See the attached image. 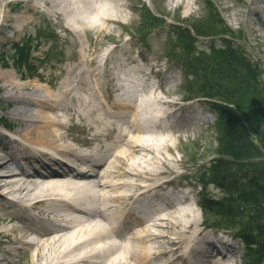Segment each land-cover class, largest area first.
Instances as JSON below:
<instances>
[{
	"label": "bare ground",
	"instance_id": "1",
	"mask_svg": "<svg viewBox=\"0 0 264 264\" xmlns=\"http://www.w3.org/2000/svg\"><path fill=\"white\" fill-rule=\"evenodd\" d=\"M30 1L48 4L62 20H67L69 32L77 36L112 35L128 24L134 11L129 8L130 0ZM172 1L177 3V9L183 5L189 9L191 5L188 0ZM258 11L255 7L251 15L258 16ZM192 12L188 10L186 14ZM247 16L237 11L232 18ZM93 61L88 56L80 57L79 68L71 71L76 77L62 82L57 89L12 80L1 84L6 104L20 118L21 127L14 131L28 143L83 160L85 155L73 154L76 144H98L103 148L106 142H112L99 166L87 172L72 166L58 170L35 168L32 164H41V156L25 147L15 153L2 143L0 193L10 196L0 214L1 260L27 257L30 264H148V259H155L164 264H184L183 256L177 254L185 245L184 253L199 252L205 264H235L238 252L232 245L218 252V256L213 253V244L197 242L203 221L195 214L193 197L183 192L164 196L151 205V211L122 230L125 232H119L117 221L126 212L122 207L139 194L134 193L144 184L148 186L142 195L158 192L170 181L164 170L169 168L167 159L172 155L167 121L174 114L169 108L179 106L182 99L165 101L163 92L152 86V93L151 89L145 90L148 98L139 105L137 100L120 99L106 106L100 81L88 79L84 69ZM125 83L116 84L114 90L121 92ZM122 111H130L136 117L145 111L147 127H138ZM73 129L91 133L92 137L89 141L75 139ZM53 164L60 166L58 161ZM164 177L167 179L161 181ZM67 194L70 204L61 200ZM93 204L91 210L82 208ZM32 209L51 218L49 226L30 218L34 216Z\"/></svg>",
	"mask_w": 264,
	"mask_h": 264
},
{
	"label": "rangeland",
	"instance_id": "2",
	"mask_svg": "<svg viewBox=\"0 0 264 264\" xmlns=\"http://www.w3.org/2000/svg\"><path fill=\"white\" fill-rule=\"evenodd\" d=\"M188 1L191 3L189 9L185 5L177 9V3L172 0L143 2L130 0L129 8H134V11L131 12L133 14L128 24L106 36L96 34L77 36L69 32L67 20H62L44 2L21 0L0 3V119L14 128L21 127L20 118L10 111L3 98L6 92L1 88V84L12 80L57 89L62 82L76 77L71 75V71L79 68L82 56L94 60L85 64L84 69L88 79L100 81L102 99L107 106L112 100L120 99L137 100L139 105L148 98L145 90H150L152 86L156 87L155 90L163 92L162 99L170 102L182 99L179 106L169 108L174 112L167 121L170 130L166 133L172 145V155L167 159L169 168L164 170L171 180V184H167L169 192L175 194L183 192L193 197L195 214L200 215L203 221L200 208L202 187L197 180L202 167L217 157L216 117L210 112L204 99L184 101L190 98L187 83L192 78L186 76L184 52L182 48H176L175 42L171 39V32L175 33L174 30L177 29L173 26L177 23L187 27L204 19L209 5L205 0H198L197 3L194 0ZM211 2L228 32L221 34L220 29H214L206 35L194 34L192 35L194 43L189 48L194 54L205 57L206 66L219 67L216 63L209 62L211 48L234 45L258 70L264 85V0H211ZM255 7H258L259 11L258 16L253 17L251 13ZM188 10L193 11L191 15L186 14ZM237 11L243 15L247 13L248 16L241 19L232 18L233 13ZM152 18H157V21ZM55 34L60 35L57 41L54 40ZM24 40L33 43L31 64L35 67H32L34 72L31 68V73L28 71L24 73L26 77L16 70L13 61L14 43H22ZM36 46L38 47L35 48ZM94 73H97V76L93 77ZM125 79H128L126 83ZM193 82L192 86L195 89L202 84L199 80ZM124 83L126 84L124 90L121 92L114 90L116 84ZM150 92L152 93V89ZM154 106L155 109H160L158 103ZM200 110L203 111L202 115L198 113ZM121 114L135 122L138 127H147L136 122L135 114L130 111H122ZM71 134L75 139L82 141H89L88 139L92 137L91 133H85L80 129H73ZM0 141V146L5 143L1 138V132ZM111 144L112 142H106L105 148ZM157 147L163 150L160 146ZM165 178L167 177L162 180ZM208 192L212 197H222L221 190L213 185L209 187ZM8 203L5 196L0 194V214ZM209 219L211 221L208 225L212 231L206 233L215 234L224 229L216 227L214 224L218 223L215 222L216 218ZM118 230L125 232L119 228ZM224 231L235 238L233 247L238 252L235 264L253 263L252 259H246L248 256L246 243L237 238L239 229L225 228ZM155 261L163 263L160 260ZM0 264H30V260L27 257H9L3 261L0 258Z\"/></svg>",
	"mask_w": 264,
	"mask_h": 264
},
{
	"label": "trees",
	"instance_id": "3",
	"mask_svg": "<svg viewBox=\"0 0 264 264\" xmlns=\"http://www.w3.org/2000/svg\"><path fill=\"white\" fill-rule=\"evenodd\" d=\"M206 2L205 18L193 26L178 23L171 37L176 48L184 52L187 75L192 78L187 83L189 95L210 99L216 116L217 157L202 167L198 177L205 187L200 207L208 222L209 217L216 218V225L239 229L248 251L246 259H252L251 264H264V85L258 70L234 45L211 48L209 62L219 67L206 66L205 57L189 48L194 34L206 35L214 29H220L221 34L228 32L212 3ZM59 37L55 34L54 40ZM32 45L27 40L14 43V67L24 77L35 68L31 64ZM198 80L202 84L195 89L193 81ZM0 122L10 126L3 119ZM209 185L221 190L222 197L207 194Z\"/></svg>",
	"mask_w": 264,
	"mask_h": 264
}]
</instances>
